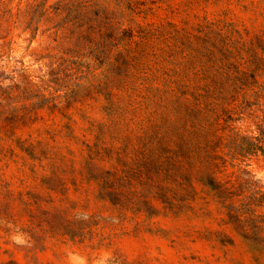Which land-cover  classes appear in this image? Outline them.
<instances>
[{
  "label": "rangeland",
  "instance_id": "obj_1",
  "mask_svg": "<svg viewBox=\"0 0 264 264\" xmlns=\"http://www.w3.org/2000/svg\"><path fill=\"white\" fill-rule=\"evenodd\" d=\"M36 5L0 37V264H264V0Z\"/></svg>",
  "mask_w": 264,
  "mask_h": 264
},
{
  "label": "trees",
  "instance_id": "obj_2",
  "mask_svg": "<svg viewBox=\"0 0 264 264\" xmlns=\"http://www.w3.org/2000/svg\"><path fill=\"white\" fill-rule=\"evenodd\" d=\"M13 1L14 0H0V37H3V33L8 31L3 24L9 20L10 16L14 14L17 17L29 16L30 20H32L37 15V9H35L37 8L36 3H39L41 0H17V5L24 2V7H17L15 13H13L11 7H9Z\"/></svg>",
  "mask_w": 264,
  "mask_h": 264
}]
</instances>
